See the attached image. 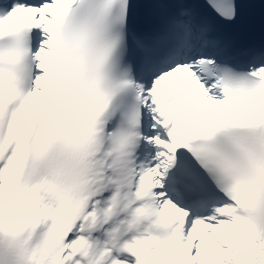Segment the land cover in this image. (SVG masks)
Segmentation results:
<instances>
[{
	"label": "snow or ice",
	"instance_id": "obj_1",
	"mask_svg": "<svg viewBox=\"0 0 264 264\" xmlns=\"http://www.w3.org/2000/svg\"><path fill=\"white\" fill-rule=\"evenodd\" d=\"M0 264H264V0H0Z\"/></svg>",
	"mask_w": 264,
	"mask_h": 264
}]
</instances>
